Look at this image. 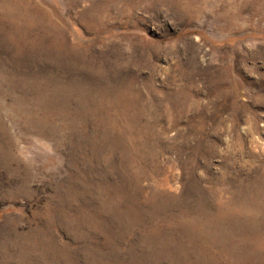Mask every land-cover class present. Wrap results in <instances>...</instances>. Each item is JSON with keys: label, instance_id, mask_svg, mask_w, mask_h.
Wrapping results in <instances>:
<instances>
[{"label": "rangeland", "instance_id": "rangeland-1", "mask_svg": "<svg viewBox=\"0 0 264 264\" xmlns=\"http://www.w3.org/2000/svg\"><path fill=\"white\" fill-rule=\"evenodd\" d=\"M0 264H264V0H0Z\"/></svg>", "mask_w": 264, "mask_h": 264}]
</instances>
